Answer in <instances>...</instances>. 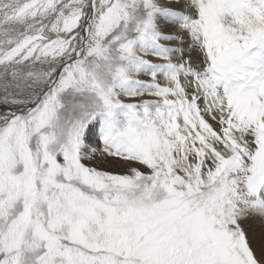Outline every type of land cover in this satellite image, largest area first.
I'll return each mask as SVG.
<instances>
[{
    "label": "snow or ice",
    "instance_id": "6c2138e0",
    "mask_svg": "<svg viewBox=\"0 0 264 264\" xmlns=\"http://www.w3.org/2000/svg\"><path fill=\"white\" fill-rule=\"evenodd\" d=\"M0 264H264V0H0Z\"/></svg>",
    "mask_w": 264,
    "mask_h": 264
},
{
    "label": "rangeland",
    "instance_id": "374dc122",
    "mask_svg": "<svg viewBox=\"0 0 264 264\" xmlns=\"http://www.w3.org/2000/svg\"><path fill=\"white\" fill-rule=\"evenodd\" d=\"M112 170H114V171H125V169H123V168H114Z\"/></svg>",
    "mask_w": 264,
    "mask_h": 264
}]
</instances>
